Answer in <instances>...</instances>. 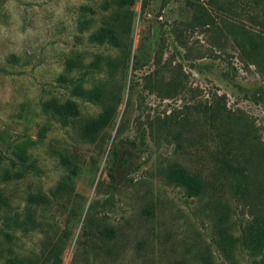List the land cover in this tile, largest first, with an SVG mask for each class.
<instances>
[{"label":"rangeland","instance_id":"1","mask_svg":"<svg viewBox=\"0 0 264 264\" xmlns=\"http://www.w3.org/2000/svg\"><path fill=\"white\" fill-rule=\"evenodd\" d=\"M104 1L0 0V264L19 255L51 264L58 241L61 264H264V251L221 245L215 232L221 219L236 238L264 212V61L242 56L234 38L224 44L221 0H133L130 47H99L88 36ZM77 49L90 65L110 55L115 74L68 72ZM75 84L118 90L99 142L85 141L80 124L103 107L73 95ZM55 98L79 114L53 118L45 105ZM29 140L38 144L20 162ZM226 146L240 171L218 176ZM62 156L80 167L70 196L59 190ZM176 164L207 178L205 194L167 180ZM27 217L29 232L18 227Z\"/></svg>","mask_w":264,"mask_h":264},{"label":"trees","instance_id":"2","mask_svg":"<svg viewBox=\"0 0 264 264\" xmlns=\"http://www.w3.org/2000/svg\"><path fill=\"white\" fill-rule=\"evenodd\" d=\"M221 0L220 9L225 13L224 29L226 31V37L224 44H229L230 37L234 38V43L240 50L241 55L251 61L254 65L264 61V0ZM214 6H218V0H209ZM191 3V2H189ZM238 3L237 7L236 4ZM134 5L133 0H105L101 5L103 13H99L98 26L88 36V41L99 47H107L114 51H124L130 47L131 38L130 31L133 21V11L131 7ZM224 16V15H223ZM239 17L240 21L234 23L233 18ZM206 24L209 26L214 25L213 17L208 14L204 16ZM92 24V23H91ZM76 58L69 61L67 64V71H81L83 69L94 68L95 73L100 75L105 73L108 77L115 74L116 64L114 59L110 55L103 58L102 55H97L95 62L90 65L86 63V58L83 57L84 53L80 52V49L76 51ZM82 56V57H81ZM86 75V73L84 74ZM60 79L67 81V77L60 75ZM73 95L79 96L82 99L99 104L103 107L101 116L96 119L83 120L80 124V131L85 141L99 142L103 140V132L113 121L120 97L118 90L109 89L106 85H94L92 88H84L82 85L75 84L73 88ZM54 105H45V110H52L53 118L68 123V119L72 116L79 114L78 105L74 101H66L65 103L58 104V99H54ZM212 124L218 119V113L212 111L209 115ZM214 118V119H213ZM216 120V121H214ZM30 142L32 145H37V141L29 140L19 146L18 156L20 162H25L30 158L28 147ZM219 161L218 167L214 170L218 176L229 175L234 172L240 171V168L234 164L237 159V154L231 146H226L222 155L215 158ZM61 162L67 170V175L62 183H60L59 190L67 195H72L74 192V182L78 178L80 173V167L71 162L68 158L62 156ZM32 173L38 174L40 168L37 166V162L34 161L31 165ZM27 171H29L27 169ZM165 176L167 180L186 190V192L193 197L205 194L209 184L207 178L202 174L192 172L187 167L180 164L172 165L166 169ZM22 177H20L21 179ZM32 195H28V204L34 203L29 200ZM38 198H44L39 196ZM32 217H27L24 221H19V228H24L26 231H30V223ZM216 227L217 235L220 238L219 244L226 242H233L232 244H240L245 250H248L252 256L262 254L264 251V212L261 214H254L252 221L247 225L243 233L233 238L232 232L223 226L224 221L220 219ZM36 224H33L34 228ZM35 229V228H34ZM232 230V229H231ZM111 232V231H110ZM224 250H227V246H224ZM63 247L61 241L54 244L48 251L47 261H51V264H61ZM17 261L14 264H36L34 260L28 259L22 255L17 256ZM181 264V263H180Z\"/></svg>","mask_w":264,"mask_h":264}]
</instances>
